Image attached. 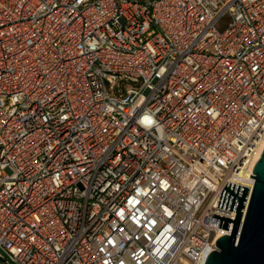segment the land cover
<instances>
[{
    "label": "built area",
    "instance_id": "1",
    "mask_svg": "<svg viewBox=\"0 0 264 264\" xmlns=\"http://www.w3.org/2000/svg\"><path fill=\"white\" fill-rule=\"evenodd\" d=\"M263 137L264 0H0V264H203Z\"/></svg>",
    "mask_w": 264,
    "mask_h": 264
},
{
    "label": "water",
    "instance_id": "2",
    "mask_svg": "<svg viewBox=\"0 0 264 264\" xmlns=\"http://www.w3.org/2000/svg\"><path fill=\"white\" fill-rule=\"evenodd\" d=\"M254 185L244 217L241 210L248 188L226 183L220 192L217 206L235 213L234 219L212 214L219 218L218 228H228L229 234L219 237L216 248L203 264H264V147L253 170Z\"/></svg>",
    "mask_w": 264,
    "mask_h": 264
},
{
    "label": "bare ground",
    "instance_id": "3",
    "mask_svg": "<svg viewBox=\"0 0 264 264\" xmlns=\"http://www.w3.org/2000/svg\"><path fill=\"white\" fill-rule=\"evenodd\" d=\"M264 147V137L263 139L261 140L260 144L258 145V147L256 148L252 158H251V161H250V164H249V170L251 171V168L254 166V163L256 162V160L259 158L261 152H262V149Z\"/></svg>",
    "mask_w": 264,
    "mask_h": 264
},
{
    "label": "rangeland",
    "instance_id": "4",
    "mask_svg": "<svg viewBox=\"0 0 264 264\" xmlns=\"http://www.w3.org/2000/svg\"><path fill=\"white\" fill-rule=\"evenodd\" d=\"M228 22V18L227 17H224L223 19H222V21H221V27H223V26H225L226 25V23Z\"/></svg>",
    "mask_w": 264,
    "mask_h": 264
}]
</instances>
